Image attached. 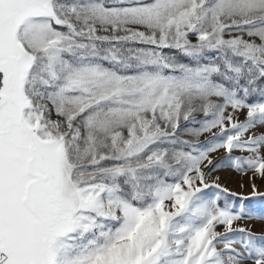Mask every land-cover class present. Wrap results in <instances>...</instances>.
Masks as SVG:
<instances>
[{
    "label": "snow or ice",
    "instance_id": "obj_1",
    "mask_svg": "<svg viewBox=\"0 0 264 264\" xmlns=\"http://www.w3.org/2000/svg\"><path fill=\"white\" fill-rule=\"evenodd\" d=\"M257 178L264 0H0V264H264Z\"/></svg>",
    "mask_w": 264,
    "mask_h": 264
},
{
    "label": "rangeland",
    "instance_id": "obj_2",
    "mask_svg": "<svg viewBox=\"0 0 264 264\" xmlns=\"http://www.w3.org/2000/svg\"><path fill=\"white\" fill-rule=\"evenodd\" d=\"M243 118V117H242ZM220 157H222L224 154L220 153ZM214 176L220 177V183L224 187L228 188L230 191L237 192V193H243L245 195L250 194L251 188H250V180L247 176H240L237 173L233 172L231 169L228 168H222L218 172L214 174ZM255 183L260 191H264V181H261L259 178L255 180ZM241 185H244V187H241ZM255 207L259 209L261 205L259 203L255 204ZM241 223L245 226L252 227L253 231L259 234L262 231V226L259 221L253 220V221H241Z\"/></svg>",
    "mask_w": 264,
    "mask_h": 264
}]
</instances>
